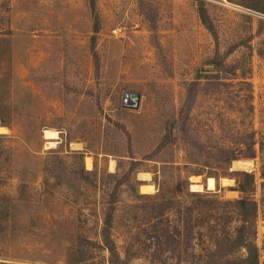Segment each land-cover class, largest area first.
Here are the masks:
<instances>
[{
  "label": "rangeland",
  "instance_id": "1",
  "mask_svg": "<svg viewBox=\"0 0 264 264\" xmlns=\"http://www.w3.org/2000/svg\"><path fill=\"white\" fill-rule=\"evenodd\" d=\"M199 1L0 0V264H110L115 184L117 264H204L235 171L264 259V0Z\"/></svg>",
  "mask_w": 264,
  "mask_h": 264
},
{
  "label": "trees",
  "instance_id": "2",
  "mask_svg": "<svg viewBox=\"0 0 264 264\" xmlns=\"http://www.w3.org/2000/svg\"><path fill=\"white\" fill-rule=\"evenodd\" d=\"M90 5L94 16L91 40L94 41L99 31V19L97 13L94 12L93 0H91ZM198 14L205 28L217 40V32L202 0L198 4ZM236 46H230L223 57L226 58L227 54L232 52ZM164 143V141H161L159 146H163ZM260 148L263 150L262 146ZM233 159L235 158L233 157ZM136 162L133 161L132 166ZM259 172L262 179L261 186H263V161ZM234 173L235 176L239 177L236 181V189L242 193V196L238 199L229 201L232 208L230 213L232 216H236V221L232 225L215 224L210 226L213 248L207 250L204 264H264V259L261 258L259 248L254 240V220L257 215L258 204L256 199L251 195L255 192V178L251 172L247 171H235ZM116 187L117 184H115V188L107 200L108 206L101 230L103 246L110 253V264H117L120 260L115 243L111 237V223L116 202Z\"/></svg>",
  "mask_w": 264,
  "mask_h": 264
},
{
  "label": "water",
  "instance_id": "3",
  "mask_svg": "<svg viewBox=\"0 0 264 264\" xmlns=\"http://www.w3.org/2000/svg\"><path fill=\"white\" fill-rule=\"evenodd\" d=\"M140 100L138 91H125L122 98V106L125 108H137Z\"/></svg>",
  "mask_w": 264,
  "mask_h": 264
},
{
  "label": "bare ground",
  "instance_id": "4",
  "mask_svg": "<svg viewBox=\"0 0 264 264\" xmlns=\"http://www.w3.org/2000/svg\"><path fill=\"white\" fill-rule=\"evenodd\" d=\"M54 137H55V134L54 133L49 132V131L46 130V138L52 139ZM233 168L240 169V170L241 169H246L247 170V169H249V163L247 161H242V162H240V161L239 162H235L234 161L233 162ZM207 185H208V188H210V189L213 188V180L212 179H209Z\"/></svg>",
  "mask_w": 264,
  "mask_h": 264
},
{
  "label": "crops",
  "instance_id": "5",
  "mask_svg": "<svg viewBox=\"0 0 264 264\" xmlns=\"http://www.w3.org/2000/svg\"><path fill=\"white\" fill-rule=\"evenodd\" d=\"M215 184V183H214ZM206 186H207V183H206Z\"/></svg>",
  "mask_w": 264,
  "mask_h": 264
}]
</instances>
